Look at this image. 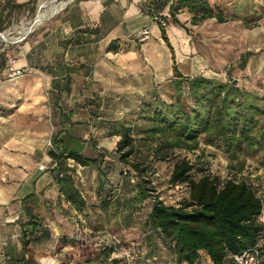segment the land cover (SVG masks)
Returning a JSON list of instances; mask_svg holds the SVG:
<instances>
[{"label":"crops","instance_id":"0c3cea01","mask_svg":"<svg viewBox=\"0 0 264 264\" xmlns=\"http://www.w3.org/2000/svg\"><path fill=\"white\" fill-rule=\"evenodd\" d=\"M6 1L27 4L13 12L34 3L2 0L1 8ZM216 1L208 0L233 18L229 22L239 19L226 15ZM177 2L75 0L15 45L12 67H26L24 75L8 78L7 59L0 62V239L13 253H21L22 228L30 230L21 223L35 222L28 237L38 264H112L113 256L103 262H77L70 250L77 244V229L83 238L89 237V231L106 229L107 222L99 218L104 192L97 182L104 190L110 186L95 168L102 161H115L112 153L119 136L109 134L108 125L132 117L154 92L165 102L172 101L174 61L184 81L200 73L188 29L217 20L192 24L193 13L187 7L171 10ZM157 16L167 20L163 28L174 59ZM143 28L149 30V37L138 42L135 34ZM49 140L53 154L47 148ZM69 152L95 161L82 166L66 157ZM43 163L49 169H42ZM60 173L72 177L85 201L84 209L77 210L66 200Z\"/></svg>","mask_w":264,"mask_h":264},{"label":"trees","instance_id":"16d2710c","mask_svg":"<svg viewBox=\"0 0 264 264\" xmlns=\"http://www.w3.org/2000/svg\"><path fill=\"white\" fill-rule=\"evenodd\" d=\"M26 5V3L6 1L0 9V31L10 24L7 22L5 26L2 25L1 18L5 9L8 8L5 16H10L15 9H21ZM184 7L193 13L192 24H198L207 18H215L219 23L233 19L225 16L217 7L210 6L208 0H178L171 10L176 11ZM159 17L162 18V16ZM173 22L180 24L176 19ZM162 38L170 48L174 59V51L164 28ZM250 54L246 52L240 58V68L245 67ZM172 69L175 78L174 86L179 89L176 100L165 102L154 92L149 100L141 104L143 112L148 115L147 119L152 124L148 131L162 138L158 147L196 149L201 136L206 142L221 140L224 151L230 157H234L242 145L253 149L263 147L264 126L260 124V119L264 114V98L239 87L237 80L230 76L227 80L220 81L196 75L184 81V76L175 61ZM184 83L187 84L185 87L187 94L197 104L189 112L184 111L180 99ZM108 128L111 129L109 134L119 136L115 144L119 161L138 170L137 164L127 162V158L134 152L132 136L134 126L131 121L117 120L110 123ZM50 153L53 154L52 151ZM66 157L82 166L95 161L76 152H69ZM105 164V161H102L98 169L105 183L110 186L108 190H104L103 187L104 193L100 203V207L107 212L111 202L109 192L112 191L113 186L109 178L110 171L104 169ZM191 170L192 165L189 160H182L174 166L169 183L182 185L186 189L187 197L178 206L166 205L154 197L148 214V223L154 231L159 233L164 243L173 245V251L180 264H198L206 258H209L212 264H233L229 258L230 253L248 249L258 241L262 227L258 221L262 200L245 181H235L231 178L220 181L209 175H203L195 180L191 177ZM58 179L66 200L75 209H84L85 201L72 177L63 174ZM134 181L135 178L132 177L131 182ZM144 182L137 185L136 193L129 200L130 202L143 203L151 196ZM117 202H119L118 205H122L120 201L117 200ZM27 224L30 230L22 228L21 253L19 256L11 257L12 264H38L33 256L28 237L36 223H21L24 227ZM112 252L113 249L108 248L104 253H92V256L87 257L85 261L103 262L110 258ZM111 261L112 264L116 263V260Z\"/></svg>","mask_w":264,"mask_h":264},{"label":"rangeland","instance_id":"374dc122","mask_svg":"<svg viewBox=\"0 0 264 264\" xmlns=\"http://www.w3.org/2000/svg\"><path fill=\"white\" fill-rule=\"evenodd\" d=\"M2 4L0 0V8ZM215 4L225 8L226 15H235L239 19L226 23H218L213 19L202 22L197 28L188 29L191 44L196 51L194 57L199 62V75L220 81H225L230 76L237 80L239 87L264 98V0H217ZM32 6L33 4H30L25 9ZM22 11L17 12L14 17L12 14L5 16L2 23L11 20V29H18ZM11 50L9 56L16 52L14 46ZM246 52L251 54L245 67L240 68V58ZM3 56L5 55L0 52V62L7 59ZM186 86L184 83L180 99L184 111L189 112L197 104L187 94ZM178 90L175 87L174 91L171 90L170 102L176 100ZM147 118L148 115L143 112L141 106L132 117H128V121L134 126V152L127 158V162L137 164L139 169L134 170L120 162L119 155L114 150L112 154L115 161L108 159L104 168L109 171L117 169L116 173L113 172L114 175L109 172L112 181L115 178V183L112 182L113 189L109 192L111 202L107 212L102 210V213H99L100 222H107L106 229L101 232L89 231L88 238H83L85 235L77 229V244L70 250L74 261L86 260L92 253H104L108 248H112L110 259L113 256L115 264H180L173 251V245L164 243L159 233L150 227L148 214L154 197L172 206H178L186 199L184 187L169 183L174 166L182 160H189L191 163L190 174L195 180L209 175L220 181L228 178L245 181L264 205V145L260 149L242 145L239 150H235L234 157L224 151L221 140L206 142L203 136L196 149L166 146L162 148L158 147L162 138L148 131L152 124ZM260 124L264 126V114ZM95 171L100 175L98 168H95ZM132 177L135 178L134 182H131ZM143 182L151 196L143 203L130 202L136 193L137 185ZM100 184L99 180L97 186L102 191L103 186L101 188ZM117 200L122 205H118ZM9 212L5 210L8 217ZM19 240L21 242V237ZM52 250H58V244L52 247ZM43 252L48 256L46 251ZM9 255L12 258L19 256L0 239V264H12ZM198 264L212 263L206 258Z\"/></svg>","mask_w":264,"mask_h":264},{"label":"built area","instance_id":"2783aa9c","mask_svg":"<svg viewBox=\"0 0 264 264\" xmlns=\"http://www.w3.org/2000/svg\"><path fill=\"white\" fill-rule=\"evenodd\" d=\"M75 0H34L33 6L30 9H25L22 11V16L20 19V26L18 29H11V25H13V21L2 31H0V52L4 55H8L11 47L14 46L23 40H25L35 29L39 26L43 21L52 18L56 15L61 9L65 8L67 5L73 3ZM63 4L62 7L51 14L39 20V15L43 12L47 11L50 7L57 4ZM17 12H13L12 16L14 17ZM12 19V18H11ZM155 20L158 24L165 27L167 21L159 16L155 17ZM23 27L25 30H23ZM8 35L10 40H3L2 36ZM149 37V30L147 28H143L135 34V38L138 42H144ZM12 51V50H11ZM16 61L15 53L7 57L8 73L7 76L10 79L18 78L24 75L27 72L26 67L21 68H13L12 65ZM47 148L51 151H54V145L51 140L47 143ZM40 167L42 169H49L47 164H41ZM63 176V173L59 174V178ZM183 188L182 185H178ZM10 215V212H9ZM19 218V217H17ZM259 224L262 226L261 231L259 233L257 243L243 251L230 253L229 258L231 259L233 264H264V205L262 204L261 212L258 216Z\"/></svg>","mask_w":264,"mask_h":264},{"label":"bare ground","instance_id":"6f19581e","mask_svg":"<svg viewBox=\"0 0 264 264\" xmlns=\"http://www.w3.org/2000/svg\"><path fill=\"white\" fill-rule=\"evenodd\" d=\"M63 4H57V5H53L52 7H50L47 11L43 12L42 14L39 15V20H42L43 18L50 16L53 11L55 10L56 7L61 6ZM62 7V6H61ZM23 30H25V28L23 27ZM3 40H10V38L8 37V35H3L2 36Z\"/></svg>","mask_w":264,"mask_h":264}]
</instances>
